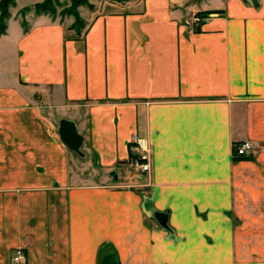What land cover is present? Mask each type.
Here are the masks:
<instances>
[{
	"label": "crops",
	"instance_id": "0c3cea01",
	"mask_svg": "<svg viewBox=\"0 0 264 264\" xmlns=\"http://www.w3.org/2000/svg\"><path fill=\"white\" fill-rule=\"evenodd\" d=\"M26 21L0 35V264H264V0L106 3L80 34ZM134 136L150 171L131 179Z\"/></svg>",
	"mask_w": 264,
	"mask_h": 264
},
{
	"label": "rangeland",
	"instance_id": "374dc122",
	"mask_svg": "<svg viewBox=\"0 0 264 264\" xmlns=\"http://www.w3.org/2000/svg\"><path fill=\"white\" fill-rule=\"evenodd\" d=\"M42 1L43 0H14V5H12L10 7V10H9L10 14L13 13L18 18L21 19V14H19V13H20V11L23 8L31 7L33 4L39 3V2H42ZM84 1H85V4L78 6L77 9H76L78 15L81 18V21H83V24H84L83 27H82V30L86 26L85 17H87L88 15L94 13L96 10H98L99 7H102L106 3H113L114 4L116 2L117 3L118 2H122L121 0H84ZM70 5H71V2L69 0H58V4H56L57 16L52 18V19H55V20H59L60 19V21H62L63 23H67V24L69 22H72L71 23V25H72L74 23V18L72 16H67V15H63L62 16L61 15L63 10L70 8ZM194 11L195 12H189L188 15H187V18H191V21H192V19L194 17H197L196 15L198 14V11H196V10H194ZM31 14H33V12L27 13L26 16H25V19H27V17L30 16ZM53 106H54L53 109H52L53 110L52 111L53 118L58 120L59 117H61V113L59 112V109H58L57 105L56 106L53 105ZM75 155L78 158L77 166L79 167L78 171L81 173L80 176H83V177L84 176H88V177L90 176L91 177V175L95 176L96 174H99L98 176H100V171L97 173V172H94L96 170H94L93 168H90V167L87 168L86 166H83L84 163L86 162V160H85L86 158L84 156H79L77 154H75ZM79 164L81 166H79ZM125 169L127 170V175L130 176L131 179H136L137 177H140L142 175L138 171L133 170V169L129 168L128 166L125 167ZM98 176H95V177H98Z\"/></svg>",
	"mask_w": 264,
	"mask_h": 264
},
{
	"label": "trees",
	"instance_id": "16d2710c",
	"mask_svg": "<svg viewBox=\"0 0 264 264\" xmlns=\"http://www.w3.org/2000/svg\"><path fill=\"white\" fill-rule=\"evenodd\" d=\"M71 2L70 8L62 11L61 15L72 16L74 18V23L71 25V29H74L77 34H80L83 21H81L80 16L78 15L76 9L78 6L85 4L84 0H69ZM122 2L127 0H121ZM255 4V0L253 1ZM58 0H43L42 2L35 3L31 7L23 8L19 14H21V26L23 31L28 30V22L25 19V16L29 12H33L35 16L47 15L51 18L57 16ZM14 5V0H0V35L5 34L7 29V21L10 18V7ZM216 13L215 11L198 13L196 16L201 18L207 16L208 14Z\"/></svg>",
	"mask_w": 264,
	"mask_h": 264
},
{
	"label": "built area",
	"instance_id": "2783aa9c",
	"mask_svg": "<svg viewBox=\"0 0 264 264\" xmlns=\"http://www.w3.org/2000/svg\"><path fill=\"white\" fill-rule=\"evenodd\" d=\"M200 21L199 17H194L192 19L193 23H198ZM131 148L135 152L133 156L128 161V167L138 171L141 174H146L150 171V148L145 139L134 136L131 140ZM234 156L237 158L247 157L251 151L252 146L249 141L245 140L241 143H237L233 147ZM22 250H15L11 253L10 263L18 264L23 261Z\"/></svg>",
	"mask_w": 264,
	"mask_h": 264
},
{
	"label": "water",
	"instance_id": "95a60500",
	"mask_svg": "<svg viewBox=\"0 0 264 264\" xmlns=\"http://www.w3.org/2000/svg\"><path fill=\"white\" fill-rule=\"evenodd\" d=\"M57 133L60 141L69 151L79 156H84V153L81 150L83 137L78 133L77 127L73 121L61 119L58 122ZM163 226L165 227L164 224Z\"/></svg>",
	"mask_w": 264,
	"mask_h": 264
}]
</instances>
